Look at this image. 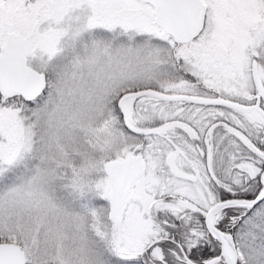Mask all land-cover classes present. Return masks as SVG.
<instances>
[{"label":"snow or ice","instance_id":"6c2138e0","mask_svg":"<svg viewBox=\"0 0 264 264\" xmlns=\"http://www.w3.org/2000/svg\"><path fill=\"white\" fill-rule=\"evenodd\" d=\"M0 264H264V0H0Z\"/></svg>","mask_w":264,"mask_h":264}]
</instances>
